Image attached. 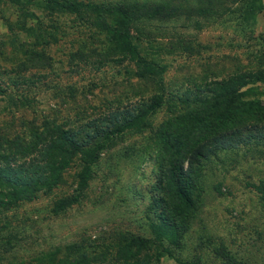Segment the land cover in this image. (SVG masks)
Here are the masks:
<instances>
[{
  "label": "rangeland",
  "instance_id": "1",
  "mask_svg": "<svg viewBox=\"0 0 264 264\" xmlns=\"http://www.w3.org/2000/svg\"><path fill=\"white\" fill-rule=\"evenodd\" d=\"M78 1L124 7L143 0ZM241 1L228 0L204 17L193 11L159 28L137 25L131 32L133 43L142 55L167 64L165 79L172 93L192 87L203 74L220 78L236 69L264 70V0L239 24L235 17ZM48 10L43 0H0L1 84H7L0 94V132L9 138L29 136L28 128L40 129L44 122L78 127L116 106L133 105L154 89L132 75L131 62H94L98 52L107 51V58L119 54L100 26L101 17L85 11L87 19L81 20L74 13ZM105 20L115 25L114 16ZM178 38L196 49L183 52ZM9 78H16V88ZM244 97L264 103V80L244 88ZM19 98L24 106L18 105ZM166 117L164 106L151 115L149 128L125 133L102 152L78 204L54 211L58 200L77 192L81 161L76 156L60 185L0 211V264L57 259L73 244L91 255L107 249L104 261H110L109 254L124 243L122 236L153 238L151 223L159 212L154 198L163 162L153 130ZM256 151L251 146L235 156L220 155L225 162H216L213 172L209 169L199 219L183 248L172 250V256L161 255L155 264H184L186 258L193 264H264V155ZM198 254L202 258L197 259Z\"/></svg>",
  "mask_w": 264,
  "mask_h": 264
},
{
  "label": "trees",
  "instance_id": "2",
  "mask_svg": "<svg viewBox=\"0 0 264 264\" xmlns=\"http://www.w3.org/2000/svg\"><path fill=\"white\" fill-rule=\"evenodd\" d=\"M171 1L174 0H143L123 7L122 4L109 6L78 0H43L50 14L55 8L74 13L81 20L87 19L82 16L85 11L101 17L100 26L108 31L114 41L115 50L112 49L119 54L107 58V51L98 52L100 57L94 62H131L132 75L153 85L154 89L133 105L116 106L75 128L44 122L40 129L28 128L29 136L9 138L0 132V211L32 201L40 193L60 185L63 173L76 156L81 161L77 192L58 200L54 211L78 204L102 152L125 133L149 128L151 115L164 106L167 117L153 130L154 143L163 157L159 192L154 198L159 212L151 223L153 238L138 234L122 236L124 243L109 254L110 261H104L107 249L91 255V251L76 250L73 244L66 246L64 255L57 259L53 256L32 264H155L161 255L172 256V250L183 248L184 238L199 219L209 169L213 172L216 162H225L224 156H235L242 147L254 146L256 152L264 155V103L244 97V88L264 80L262 68L236 69L220 78L203 74L201 81H194L192 87L172 93L165 79L167 64L142 55L133 43L131 32L137 25L145 29L146 26L159 28L169 20L180 21L181 16L188 17L194 12L203 17L210 15L216 7L228 3V0H196L195 6H189ZM261 7L259 0L241 1L236 22L242 24ZM106 15L115 17V25L106 24ZM152 21L161 23L154 25ZM177 41V46L185 53L196 49L185 40L178 38ZM2 74L0 71V94L7 90V84H1ZM9 79L10 85L16 88V78ZM17 101L18 105H25L23 98ZM197 256V259L202 258L200 254ZM185 260L184 264H193L187 262L188 258Z\"/></svg>",
  "mask_w": 264,
  "mask_h": 264
}]
</instances>
